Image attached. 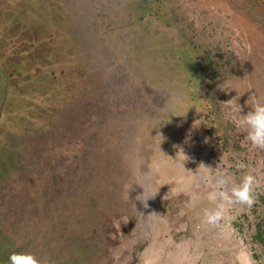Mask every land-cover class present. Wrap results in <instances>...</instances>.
<instances>
[{"label":"rangeland","instance_id":"1","mask_svg":"<svg viewBox=\"0 0 264 264\" xmlns=\"http://www.w3.org/2000/svg\"><path fill=\"white\" fill-rule=\"evenodd\" d=\"M0 33V264H264L232 123L264 103V0H0ZM219 172L259 184L208 225Z\"/></svg>","mask_w":264,"mask_h":264},{"label":"clouds","instance_id":"2","mask_svg":"<svg viewBox=\"0 0 264 264\" xmlns=\"http://www.w3.org/2000/svg\"><path fill=\"white\" fill-rule=\"evenodd\" d=\"M232 123L236 128L246 131V139L252 146L264 150V103H254L246 114L240 112L238 116L232 117ZM229 179L223 172L215 175L209 199H219L222 203L215 210H203V219L208 225H216L221 220L225 205L239 203L251 206L255 201V189L259 182L254 175L245 174L239 184L227 189ZM114 226L119 230L118 219L114 220ZM7 264H42V261L31 252H11Z\"/></svg>","mask_w":264,"mask_h":264},{"label":"trees","instance_id":"3","mask_svg":"<svg viewBox=\"0 0 264 264\" xmlns=\"http://www.w3.org/2000/svg\"><path fill=\"white\" fill-rule=\"evenodd\" d=\"M2 33H0L1 35ZM4 34V33H3ZM11 34V33H9ZM5 35H8V33H6ZM3 36H0V38H2ZM6 43L3 44V46L5 45ZM2 45V41H1V44L0 46ZM7 53V51L5 52ZM0 62H3L2 60V56L0 55ZM7 64V62L5 61V65ZM254 237L256 238V240H258L260 243H262V245L264 246V227L263 225H261V223H258L256 225V232L254 234Z\"/></svg>","mask_w":264,"mask_h":264}]
</instances>
